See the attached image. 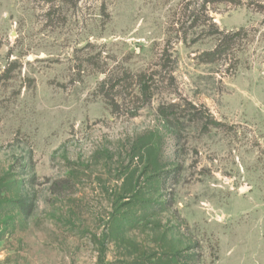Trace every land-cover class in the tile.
<instances>
[{
  "label": "rangeland",
  "instance_id": "obj_1",
  "mask_svg": "<svg viewBox=\"0 0 264 264\" xmlns=\"http://www.w3.org/2000/svg\"><path fill=\"white\" fill-rule=\"evenodd\" d=\"M0 264H264V0H0Z\"/></svg>",
  "mask_w": 264,
  "mask_h": 264
},
{
  "label": "trees",
  "instance_id": "obj_2",
  "mask_svg": "<svg viewBox=\"0 0 264 264\" xmlns=\"http://www.w3.org/2000/svg\"><path fill=\"white\" fill-rule=\"evenodd\" d=\"M238 36H239L238 32L234 34H226V35L220 34L216 47L214 48V50L205 53L204 58L214 62L217 59L222 58L223 56H227L230 52V47L232 43L238 38ZM200 112L201 111H199L197 108H193V114L190 115L189 120L193 122L194 121L201 122L202 130L208 131L211 128V126L214 127L221 126L219 123H215V121L210 116L204 115V113H200ZM162 113L166 117L170 118V115L167 111H163ZM172 116H174V118L177 117L173 114Z\"/></svg>",
  "mask_w": 264,
  "mask_h": 264
}]
</instances>
